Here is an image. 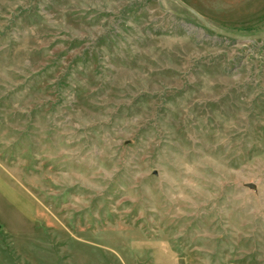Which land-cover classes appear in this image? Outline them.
Returning a JSON list of instances; mask_svg holds the SVG:
<instances>
[{"label":"rangeland","instance_id":"obj_1","mask_svg":"<svg viewBox=\"0 0 264 264\" xmlns=\"http://www.w3.org/2000/svg\"><path fill=\"white\" fill-rule=\"evenodd\" d=\"M181 1L264 33V0ZM0 264H264V40L173 0H0Z\"/></svg>","mask_w":264,"mask_h":264},{"label":"water","instance_id":"obj_2","mask_svg":"<svg viewBox=\"0 0 264 264\" xmlns=\"http://www.w3.org/2000/svg\"><path fill=\"white\" fill-rule=\"evenodd\" d=\"M176 2L182 9L187 11L189 14L194 16L198 21H200L208 30L225 37L227 39L234 40L238 43H249V42H255L259 40H264V33L260 35H238V34H233L229 33L223 30H220L214 26H212L204 17H202L199 13H197L195 10L190 8L188 5L183 3L181 0H173ZM248 188L254 189L253 185H247Z\"/></svg>","mask_w":264,"mask_h":264}]
</instances>
